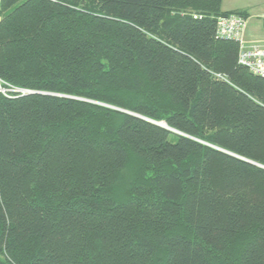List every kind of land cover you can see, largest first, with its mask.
Segmentation results:
<instances>
[{
	"label": "trees",
	"instance_id": "obj_1",
	"mask_svg": "<svg viewBox=\"0 0 264 264\" xmlns=\"http://www.w3.org/2000/svg\"><path fill=\"white\" fill-rule=\"evenodd\" d=\"M222 1H1L0 264H264V170L221 152L264 167V80Z\"/></svg>",
	"mask_w": 264,
	"mask_h": 264
},
{
	"label": "built area",
	"instance_id": "obj_2",
	"mask_svg": "<svg viewBox=\"0 0 264 264\" xmlns=\"http://www.w3.org/2000/svg\"><path fill=\"white\" fill-rule=\"evenodd\" d=\"M216 39L232 41L240 47L238 53V65L244 67L253 76L264 80V45L246 43L244 31L246 20L240 14H229L217 18ZM216 79L226 81L222 75H214ZM16 92L14 89H5L0 86V94L9 97V93ZM23 95L25 92H22Z\"/></svg>",
	"mask_w": 264,
	"mask_h": 264
},
{
	"label": "crops",
	"instance_id": "obj_3",
	"mask_svg": "<svg viewBox=\"0 0 264 264\" xmlns=\"http://www.w3.org/2000/svg\"><path fill=\"white\" fill-rule=\"evenodd\" d=\"M222 2V13L240 14L245 17L246 43L264 45V0H223ZM2 17L0 15V20Z\"/></svg>",
	"mask_w": 264,
	"mask_h": 264
},
{
	"label": "water",
	"instance_id": "obj_4",
	"mask_svg": "<svg viewBox=\"0 0 264 264\" xmlns=\"http://www.w3.org/2000/svg\"><path fill=\"white\" fill-rule=\"evenodd\" d=\"M25 94H29V95H36V94H40V95H44V96H53V97H57V98H59V97H63V98H68V97H65V96H61V95H54V94H44V93H39V92H36V93H34V92H28V91H25ZM24 94V95H25ZM86 101V100H85ZM87 102H89V101H87ZM89 103H92V102H89ZM92 104H96V105H99V106H102V107H104V108H109V109H112V110H115V111H120L121 113H124V114H126V115H131V116H133V117H135V118H137V119H142V120H145V121H147V122H149V123H151V124H154V125H156V126H158V127H160V128H162V129H165V130H168L169 132H171V133H176V134H178V135H180V136H183L181 133H179V132H177L176 130H172V129H170V128H168V126L163 122V123H157V122H155V121H150V120H148V119H145V118H143V117H139L138 115H135V114H133V113H131V112H126V111H124V110H121V109H116V108H113V107H111V106H108V105H102V104H99V103H92ZM218 151H221V150H218ZM221 152H224L225 154H227V155H229V156H231V157H235V158H237V159H239V160H241V161H246V162H248V163H250L251 165H253V166H255V167H259V168H261V169H263L264 170V167L262 166V165H260V164H258V163H252V162H250V161H248V160H243V159H241V158H239V157H237V156H235L234 154L232 155V154H229V153H227V152H225V151H221Z\"/></svg>",
	"mask_w": 264,
	"mask_h": 264
},
{
	"label": "rangeland",
	"instance_id": "obj_5",
	"mask_svg": "<svg viewBox=\"0 0 264 264\" xmlns=\"http://www.w3.org/2000/svg\"><path fill=\"white\" fill-rule=\"evenodd\" d=\"M238 47V46H237ZM239 51H240V47H239ZM25 94V93H24ZM161 124V123H160Z\"/></svg>",
	"mask_w": 264,
	"mask_h": 264
}]
</instances>
